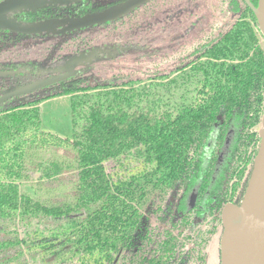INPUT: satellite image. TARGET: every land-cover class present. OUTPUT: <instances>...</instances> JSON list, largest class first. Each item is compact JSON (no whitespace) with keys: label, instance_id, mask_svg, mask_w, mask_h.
Here are the masks:
<instances>
[{"label":"trees","instance_id":"16d2710c","mask_svg":"<svg viewBox=\"0 0 264 264\" xmlns=\"http://www.w3.org/2000/svg\"><path fill=\"white\" fill-rule=\"evenodd\" d=\"M197 1L189 3L195 13ZM222 1L228 19L192 20L168 72L75 77L0 108V264L206 263L222 232V208L242 201L264 109V37L248 4L256 8L258 0ZM90 5L48 6L13 19L78 18L105 8ZM79 33L29 38L62 51L44 56L54 61L91 45L80 37L83 46H65ZM21 38L0 30V54ZM33 66L0 63V72ZM59 96L70 98V138L41 128L39 105Z\"/></svg>","mask_w":264,"mask_h":264},{"label":"rangeland","instance_id":"374dc122","mask_svg":"<svg viewBox=\"0 0 264 264\" xmlns=\"http://www.w3.org/2000/svg\"><path fill=\"white\" fill-rule=\"evenodd\" d=\"M192 1L198 2L197 0H153L149 5L123 18L118 25L111 24L105 28L97 26L80 31L79 34L81 36H69L65 45L69 49L84 45L80 41V37L87 42H92L91 45L94 44L77 54L82 56L83 59L75 66L74 70H81V73H79L81 75L83 73V76H88L87 80L91 82L109 78L116 74L133 79H143L146 75L154 72H168L177 60L178 51L184 48V45L189 41L188 34H186L188 28L186 22L188 23V20H198L200 17H205L209 21L213 19L222 23L228 19L226 3L222 0H201L197 4L199 6L197 13L195 14L192 9V16H189L187 13H191L190 8H192V5L188 4L192 3ZM183 7L185 8L182 9ZM209 21L208 23H210ZM30 40L32 39L29 37L21 38L8 51L1 53L0 63L28 64L29 62L36 63L40 60L41 63H39L44 68L48 64V57H44L47 53L55 56L62 52L58 51V49L56 51L55 48L50 49L49 52L46 41L40 43L38 42L40 40L35 42ZM103 43L105 47L100 46ZM110 45L116 46L117 49L108 50L107 55L103 56L104 49H109L108 46ZM261 45L264 49V39H261ZM68 56L66 54L63 57ZM55 68L51 69V75L56 74ZM8 81H10V78L0 77V83H5L7 87L10 85ZM31 96L33 98L36 95L33 94ZM45 108L46 111L41 117L44 121V129L57 127L61 129V132H59L61 134L70 133L71 130H68L67 125L65 129V120L63 118L59 120L61 118L60 115L65 117L64 111H59L51 107V105ZM49 119L50 122L48 123ZM67 120L68 116L66 115ZM51 129H47V131L50 132ZM234 135L235 130L231 128L218 155L215 177L229 153ZM212 141H214V136L210 144H212ZM59 152L62 153L63 150H59ZM27 185L25 189L30 191L32 184L27 183ZM219 240L220 237H216L210 243L205 264H220Z\"/></svg>","mask_w":264,"mask_h":264},{"label":"water","instance_id":"95a60500","mask_svg":"<svg viewBox=\"0 0 264 264\" xmlns=\"http://www.w3.org/2000/svg\"><path fill=\"white\" fill-rule=\"evenodd\" d=\"M73 0H2L0 1V30L25 37L47 35L61 36L79 30H85L115 22L129 15L150 0H125L97 13H88L81 17L47 19L32 23L18 22L10 17L27 11H35L48 6H68ZM248 2V0H246ZM258 0L252 9L260 32L264 37V12ZM82 56L74 55L62 58L55 68V75L35 81L32 84L17 87L0 96V107L11 99L22 97L50 85L77 76L81 70H74L82 61ZM22 70V69H21ZM21 70L0 72V77H13ZM81 73V72H80ZM24 102L25 100H21ZM259 146L253 160L249 180L239 205L227 203L221 210L222 232L219 240L220 264H264V109L259 129ZM195 201V193L190 196V205Z\"/></svg>","mask_w":264,"mask_h":264},{"label":"flooded vegetation","instance_id":"af4514ba","mask_svg":"<svg viewBox=\"0 0 264 264\" xmlns=\"http://www.w3.org/2000/svg\"><path fill=\"white\" fill-rule=\"evenodd\" d=\"M2 1V0H1ZM123 1H125V0H73L72 1V3L70 4V5H68V6H59V7H62V8H66V7H69V6H71V5H74V4H77V3H79V2H89V3H91V5L89 6V8H93V7H95V5L96 6H105V8H107V7H110V6H112V5H115V4H119V3H121V2H123ZM152 1L153 0H150L148 3H146L145 5H143V6H141L140 8H138V9H136V10H140L142 7H145V6H147V5H149L150 3H152ZM189 2V1H188ZM188 5H190V4H188ZM104 8V9H105ZM135 10V11H136ZM190 10H191V13H187L189 16H192V13H193V11H194V13H195V10H193L192 11V9L190 8ZM135 11H133L132 13H130V14H133V13H135ZM196 13H197V11H196ZM195 13V14H196ZM129 14V15H130ZM15 14H12V15H10V17L13 19V16H14ZM129 15H127V16H129ZM127 16H125V17H127ZM188 16V17H189ZM125 17H123V18H125ZM65 18H67V17H65ZM122 18V19H123ZM187 18V17H186ZM200 18H202V17H200ZM196 20V19H195ZM199 20V19H198ZM198 20H196V22L198 21ZM194 21V20H193ZM191 21L190 20H188V23L186 22V25H187V33L186 34H189V32L192 30V28H191V26L189 25V23H190ZM108 24V23H107ZM104 25H106V24H104ZM104 25H101V26H104ZM100 26V27H101ZM97 27V26H96ZM92 28H95V27H92ZM80 31H82V30H79V31H76V32H80ZM72 33H75V32H72ZM71 34V33H70ZM39 36V35H38ZM25 37V36H24ZM30 37V36H29ZM50 37H52V36H50ZM54 37H56V36H54ZM109 42V41H108ZM107 42V43H108ZM94 45V44H93ZM93 45H91V46H93ZM100 46H102V47H105L104 46V43L103 44H101ZM109 47V49H107V50H105L104 49V54H102L103 56H105V55H107V52H108V50H116L117 49V47L116 46H108ZM119 48V47H118ZM82 50H86V49H82ZM79 52H81V51H79ZM78 52V53H79ZM78 53H71V52H68L67 53V55H69V56H74V55H77ZM66 55V54H65ZM65 55H63V56H65ZM53 55H50V57H52ZM60 57V58H58V59H56V60H54V61H51V59H48V64H46V66H44V68H42L41 67V65H40V63H41V61L40 60H38L36 63L38 64L39 62V64H38V66L36 67V66H33V67H29V68H27V69H20L21 70V74H19V75H16V76H13V77H8V78H10V81H8V82H10V83H8V84H10L8 87H7V85H5V83L4 84H1L0 83V96H1V94H3L4 92H7V91H9V90H12V89H14V88H17V87H21V86H25V85H28V84H32V83H34L35 81H38V80H41V79H44V78H49V77H52L54 74H52L51 75V69H53V68H55L57 65H59L60 63H61V61H62V58H64V57ZM49 70H48V69ZM48 70V71H47ZM77 70V69H76ZM41 75H43V76H41ZM75 77H81V78H83V79H85L86 77H88V76H83V73H82V75L79 73V75H77V76H74V77H72V78H75ZM1 78H4V77H1ZM72 78H69V79H67V80H65V81H62V82H59V83H56V84H53V85H50V86H48V87H45V88H43V89H41V90H38V91H36V92H34V93H31V94H29V95H26V96H22V97H17V98H14V99H11L10 101H8L7 103H5V104H9V103H13L14 102V100H15V102L14 103H18L19 101H21V100H27V99H32V96L31 95H36V96H34L33 98H35V97H39V96H43V95H47L48 93H50V92H52V91H56L57 89H60V85L59 84H63V83H66V82H68L69 80H71ZM25 100V101H26ZM4 104V105H5ZM3 105V106H4ZM1 108V107H0ZM188 203H190V198H189V202Z\"/></svg>","mask_w":264,"mask_h":264},{"label":"crops","instance_id":"0c3cea01","mask_svg":"<svg viewBox=\"0 0 264 264\" xmlns=\"http://www.w3.org/2000/svg\"><path fill=\"white\" fill-rule=\"evenodd\" d=\"M49 105H51V107L56 108L59 111H64L65 113V117L64 115H60L61 118L59 120H65V129H66V125L68 127V130H71L70 133H65V134H61L59 132H61V129H58L57 127L54 129L51 128H47V129H51V131H47V129H44V121L41 118V128L46 131L49 132L51 134L57 135V136H62L61 138H70L71 134H72V126H71V109H70V98L69 96H59V97H55V98H51L49 100H46L44 102H42L39 106H40V116L42 117V114L46 111L45 107H48ZM48 111V110H47ZM49 112V111H48ZM66 115L68 116V120L66 121ZM50 122V119L48 121V123ZM71 128V129H70ZM55 132H54V131ZM69 136V137H68Z\"/></svg>","mask_w":264,"mask_h":264},{"label":"bare ground","instance_id":"6f19581e","mask_svg":"<svg viewBox=\"0 0 264 264\" xmlns=\"http://www.w3.org/2000/svg\"><path fill=\"white\" fill-rule=\"evenodd\" d=\"M261 11H262V13L264 12V4L263 3H261Z\"/></svg>","mask_w":264,"mask_h":264}]
</instances>
